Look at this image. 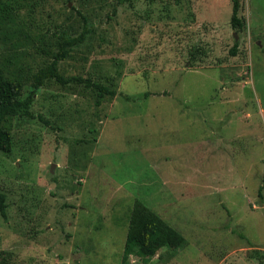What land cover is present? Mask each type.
<instances>
[{"label":"rangeland","instance_id":"374dc122","mask_svg":"<svg viewBox=\"0 0 264 264\" xmlns=\"http://www.w3.org/2000/svg\"><path fill=\"white\" fill-rule=\"evenodd\" d=\"M118 2L18 0L0 25L23 100L86 26L60 72L118 93L97 106L93 88L48 80L32 117L7 121L0 264H264V0H242L239 34L231 0ZM136 200L182 233L179 250L125 258Z\"/></svg>","mask_w":264,"mask_h":264},{"label":"trees","instance_id":"16d2710c","mask_svg":"<svg viewBox=\"0 0 264 264\" xmlns=\"http://www.w3.org/2000/svg\"><path fill=\"white\" fill-rule=\"evenodd\" d=\"M133 0H119L117 5H123ZM233 6L231 26L239 34L246 28L245 18L242 16V0H231ZM18 8V0H0V25L10 20L11 15ZM117 8V6H116ZM116 13V10H115ZM87 23L86 18L83 17ZM92 33L91 28L85 27L83 33L77 38L63 35L61 37L58 53L53 61L42 68L34 77V90L23 100L25 83L18 78H11L0 69V152L10 155L13 149L11 130L5 126L8 120L16 117L20 112L32 117L30 109L34 99L48 80H55L58 84L66 87L71 84L84 85L97 91V106H101L107 97H116L118 93L102 84L94 83L91 79L82 77L65 78L60 72V64L65 61L74 48L83 44ZM239 42L235 43L237 48ZM236 53V49L232 54ZM263 184L259 188V197L263 199ZM0 214L7 219V204L5 195H0ZM185 242L181 232L171 227L159 214L147 207L142 201L136 200L129 215L128 231L125 241V258L136 256L138 258H154L162 250L177 251ZM124 258V262L127 263Z\"/></svg>","mask_w":264,"mask_h":264}]
</instances>
